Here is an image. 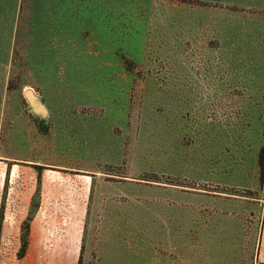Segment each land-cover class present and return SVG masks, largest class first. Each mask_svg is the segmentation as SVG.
<instances>
[{"label": "rangeland", "instance_id": "rangeland-1", "mask_svg": "<svg viewBox=\"0 0 264 264\" xmlns=\"http://www.w3.org/2000/svg\"><path fill=\"white\" fill-rule=\"evenodd\" d=\"M69 7L49 128L0 70V264H264V0Z\"/></svg>", "mask_w": 264, "mask_h": 264}, {"label": "crops", "instance_id": "crops-1", "mask_svg": "<svg viewBox=\"0 0 264 264\" xmlns=\"http://www.w3.org/2000/svg\"><path fill=\"white\" fill-rule=\"evenodd\" d=\"M24 2H27V7L21 9L22 0H0V70L3 72L0 76L5 80L6 93L9 64L51 65V67L43 68L44 71L39 70L41 77L32 78L27 83L23 82L17 88L16 95L20 107L26 101L25 89L31 88L36 93L37 89H42L39 79L44 80L49 87L53 86L50 82L52 65H66L72 61V27L69 17L71 8H67L70 0H24ZM2 92L5 93L0 90V96L3 95ZM28 114L36 128H49L51 113L46 122L29 112ZM20 115L23 117V110ZM20 133L24 138L23 133L26 132L22 129Z\"/></svg>", "mask_w": 264, "mask_h": 264}, {"label": "water", "instance_id": "water-1", "mask_svg": "<svg viewBox=\"0 0 264 264\" xmlns=\"http://www.w3.org/2000/svg\"><path fill=\"white\" fill-rule=\"evenodd\" d=\"M24 97L27 101L28 112L46 122L50 117V110L43 98L31 88L25 89Z\"/></svg>", "mask_w": 264, "mask_h": 264}, {"label": "trees", "instance_id": "trees-1", "mask_svg": "<svg viewBox=\"0 0 264 264\" xmlns=\"http://www.w3.org/2000/svg\"><path fill=\"white\" fill-rule=\"evenodd\" d=\"M259 166H260V170L262 172V176L264 175V147L261 149L260 151V155H259ZM3 208V207H2ZM32 210V209H31ZM3 209L1 210V216H0V220L3 219ZM27 230V229H26ZM22 245H21V250H20V253H19V257L20 258H23L26 254V249H27V246H28V238H27V234H25L23 237H22Z\"/></svg>", "mask_w": 264, "mask_h": 264}]
</instances>
